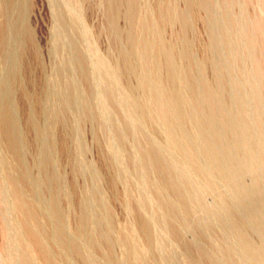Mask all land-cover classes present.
<instances>
[{"label":"rangeland","instance_id":"rangeland-1","mask_svg":"<svg viewBox=\"0 0 264 264\" xmlns=\"http://www.w3.org/2000/svg\"><path fill=\"white\" fill-rule=\"evenodd\" d=\"M262 250L264 0H0V264H257Z\"/></svg>","mask_w":264,"mask_h":264},{"label":"bare ground","instance_id":"bare-ground-1","mask_svg":"<svg viewBox=\"0 0 264 264\" xmlns=\"http://www.w3.org/2000/svg\"><path fill=\"white\" fill-rule=\"evenodd\" d=\"M158 38H160V37H158ZM155 41H156V39H155ZM158 41V40H157ZM148 42V41H147ZM146 42V43H147ZM142 43H144V41L142 42ZM159 46H161V45H159ZM146 47H148L147 46V44H146ZM162 51H163V48H162ZM145 52V51H144ZM152 55L153 54H150V53H140V56L141 57H145V56H147V58L149 57V58H151L152 57ZM169 56V55H168ZM169 58V57H168ZM145 60H147L146 59V57L144 58ZM168 61V60H167ZM169 62V69H170V71H169V73H170V77L169 78H172V79H176L178 76L176 75V73L172 70V64L170 63V61H168ZM159 76H157V78H158ZM144 78V77H143ZM141 79V84H144V85H146V81L144 80V79ZM147 81H148V79H147ZM162 81V80H161ZM160 84V83H159ZM156 87V86H155ZM160 89V88H159ZM158 89V90H159ZM161 90V89H160ZM154 92V91H153ZM160 92V91H159ZM158 93V92H157ZM156 93V94H157ZM161 94V93H160ZM171 94V93H170ZM162 95V94H161ZM165 95V94H164ZM163 95V96H164ZM182 96V95H181ZM181 96H180V94H179V92L178 91H176L175 93H172V95H171V102H170V100L168 101L170 104H172V108H173V110L175 111V113L176 114H179V115H183V114H181L182 113V98H181ZM153 97H154V93H153ZM156 97H157V95H156ZM183 97V96H182ZM158 99V98H157ZM157 99H155V101H157ZM160 99V98H159ZM162 99V98H161ZM160 99V100H161ZM164 101V100H163ZM157 102H159V100L157 101ZM162 102V101H161ZM166 102V101H165ZM167 103V102H166ZM169 104V105H170ZM167 106V105H166ZM171 106V105H170ZM169 107V106H168ZM155 112H156V114L155 115H157L159 118H161L166 124H165V129H166V133H167V135H168V137L171 139V140H174L173 142H175L176 143V145L178 146V148H180L181 149V151H182V154L184 155V158L185 159H187L188 161H190L191 163H192V165H193V168L195 169V170H198V171H200L201 170V167L202 166H200V164H198V162H197V153L194 151V149H192L191 147H189V146H186L185 144V142H184V133L182 132L181 134H179V135H176V133H175V130H174V127H173V122L171 123V121H170V119H169V117H168V112L170 111L167 107H165V106H163V105H161V104H156L155 105ZM169 110V111H168ZM172 112V111H171ZM170 112V113H171ZM184 112V111H183ZM173 113V112H172ZM175 115V114H174ZM172 116H173V114H172ZM184 116V115H183ZM182 116V117H183ZM177 117V116H176ZM175 117V118H176ZM180 117V116H179ZM4 118H7L8 120H9V116H5ZM176 119H178V118H176ZM174 120V119H173ZM180 121V120H179ZM178 122V121H177ZM197 128V127H196ZM181 131V130H180ZM178 132V131H177ZM199 136V135H198ZM186 138V137H185ZM170 141V140H169ZM171 143V142H170ZM175 143H173L174 145H175ZM172 144V145H173ZM203 145V144H202ZM208 145L209 144H207V143H204V148L205 149H207V147H208ZM177 146H175V147H177ZM174 147V146H173ZM174 149H176V148H174ZM198 149V148H197ZM209 149V148H208ZM204 151H206V150H204ZM209 151V150H208ZM180 152V151H179ZM186 161V160H185ZM189 162V163H190ZM190 165V164H189ZM192 165H190V167L192 166ZM203 169V168H202ZM201 175V174H200ZM203 176V175H202ZM206 177V176H205ZM208 178H210V177H208ZM208 178H206L205 179V187L206 188H208V189H210V188H212L213 187V183L210 181V179H208ZM215 188V187H214ZM214 190V189H213ZM221 196V195H220ZM222 199V198H221ZM225 201V200H224ZM224 203V205H225V202H223ZM223 203L221 204V206H223ZM228 203V202H227ZM226 203V204H227ZM244 203V202H243ZM228 205H230V204H228ZM226 206V205H225ZM224 206V207H225ZM219 208V207H218ZM231 208V207H230ZM229 208V209H230ZM235 208V207H234ZM227 209V208H226ZM229 209H227V210H229ZM236 210V209H235ZM226 212H225V210L224 209H222L221 207H220V210H218L217 211V213L216 214H218L217 216H219V217H221V219L223 218V217H225L226 216V214H225ZM230 213V212H229ZM235 213H236V211H235ZM224 214H225V216H224ZM232 214H233V212H232ZM253 214V213H252ZM255 214V213H254ZM258 214V213H257ZM237 215V214H236ZM223 216V217H222ZM255 216V215H254ZM218 217V218H219ZM238 217V216H237ZM251 217V216H250ZM217 218V219H218ZM226 219V218H225ZM236 219V218H235ZM234 219V220H235ZM227 220V219H226ZM239 220V219H238ZM221 221V220H220ZM244 222V221H243ZM223 223H225V222H223ZM245 223V222H244ZM226 228L229 230H227V232H230V234L232 233V232H234L235 231V229H236V224H237V221H236V224H235V222L233 221V219L230 217V219H229V217H228V220L226 221ZM239 224V223H238ZM243 224V223H242ZM239 225H241V224H239ZM238 227V226H237ZM226 228H225V230H226ZM240 228H242V227H240ZM244 228V227H243ZM238 229V231H241V230H239V227L237 228ZM243 231V230H242ZM237 233V232H236ZM245 233V232H244ZM57 234H58V236L60 235V231H58L57 230ZM233 235V234H232ZM241 235V234H240ZM245 236V235H244ZM236 238H239L238 236H236ZM241 239V238H240ZM250 242H252V241H250ZM249 242V243H250ZM249 243H248V241H247V239L246 238H242V244H241V250H242V252H243V254H244V256H247L250 260H254V262H255V260H256V256H257V252H258V248L256 249V250H254V248H252V247H250V245H249ZM253 243V242H252ZM254 244V243H253ZM255 245V244H254ZM260 245V244H259ZM256 246V245H255ZM261 246V245H260ZM259 247V246H258ZM261 250V249H260ZM262 251H264V250H262ZM262 251H260V252H262ZM261 254V253H260ZM264 254V253H263ZM262 254V255H263ZM258 255H259V253H258ZM263 257V259H262V261L261 262H258L259 260H261V259H259L258 261H256L257 262V264H264V256H262ZM252 262V261H251ZM253 262V263H254ZM252 263V264H253ZM255 264V263H254Z\"/></svg>","mask_w":264,"mask_h":264}]
</instances>
